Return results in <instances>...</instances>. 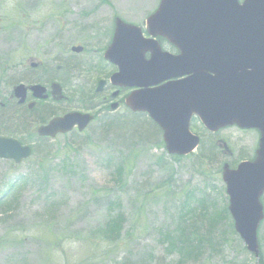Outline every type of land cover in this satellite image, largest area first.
Returning <instances> with one entry per match:
<instances>
[{
  "label": "rangeland",
  "instance_id": "obj_1",
  "mask_svg": "<svg viewBox=\"0 0 264 264\" xmlns=\"http://www.w3.org/2000/svg\"><path fill=\"white\" fill-rule=\"evenodd\" d=\"M158 2L0 0V102L14 85L37 83L48 90L52 81L68 98L41 102L31 114L19 106L0 111V131L11 120V135L32 148L18 166L0 161V264H256L226 218L220 176L223 163L233 168L253 157L254 132L227 128L210 136L197 122L190 129L200 146L178 159L165 153L145 116L132 117L123 109L93 112L96 118L81 134L44 141L35 134L42 110L49 118L98 105L94 85L114 72L101 60L112 20L143 27ZM72 46L83 52L71 54ZM37 60L47 73L28 69ZM115 120L125 134L120 141L103 134L104 125ZM28 122L35 124L20 130ZM132 125L141 134L147 128V134L131 133ZM217 141L231 155L221 154ZM122 158L129 160L125 164ZM117 214L124 217L120 240L107 244L95 230ZM187 241L194 248L184 246ZM257 241L258 262L264 264V220Z\"/></svg>",
  "mask_w": 264,
  "mask_h": 264
},
{
  "label": "water",
  "instance_id": "obj_2",
  "mask_svg": "<svg viewBox=\"0 0 264 264\" xmlns=\"http://www.w3.org/2000/svg\"><path fill=\"white\" fill-rule=\"evenodd\" d=\"M145 27L151 38L166 39L179 54L161 52L153 40L141 39L140 28L116 19L104 59L118 67L112 85L138 89L125 98V105L160 128L167 154L186 156L198 146V137L188 129L192 116L212 133L233 125L259 132L252 161L235 169L221 166L234 230L257 260L256 233L264 218V0H160ZM103 85L98 82L96 92ZM51 88L54 100H60L59 87ZM30 89L34 97L45 98L44 89ZM25 91L18 86L14 96L22 102ZM90 121L71 113L50 121L38 135L54 137L75 124L82 131ZM29 156L28 147L0 138V159L19 164Z\"/></svg>",
  "mask_w": 264,
  "mask_h": 264
},
{
  "label": "flooded vegetation",
  "instance_id": "obj_3",
  "mask_svg": "<svg viewBox=\"0 0 264 264\" xmlns=\"http://www.w3.org/2000/svg\"><path fill=\"white\" fill-rule=\"evenodd\" d=\"M164 50H168V51H170V52H172V53H176L175 52V50H173L171 47H169L167 44H164L163 45V47H162ZM83 52V51H82ZM34 64H36V66L35 67H33L32 65H33V63H31V64H29V67H28V69H31V70H37V68H39L40 69V72L41 73H47V68L46 67H44L43 66V62L42 61H40V60H37ZM42 69V70H41ZM58 69V68H57ZM103 80H105L106 81V84L104 85V88H103V93L101 94V95H99L98 97H96V98H100V101L98 102V105H96L95 104V106H90V107H88V108H86L85 110H83V111H79V109H81V108H78L77 110H72V111H67V112H65V113H63V114H52V116L51 117H49L48 118V112L47 111H44V110H42V112H40L42 115H41V117L36 121V125H37V127L36 128H38V127H42V126H44V125H46L47 123H48V121L50 120V119H52V118H54V117H58V116H62V115H64V114H66V113H69V112H79V113H84V114H90V115H92L93 117H94V114H93V112H95V111H97V110H105L106 112H108V110L110 109V105H111V103L113 102V100H111V98H112V93L116 90V89H114V90H112V87H110L109 85H107L108 84V82H107V78L105 77V78H103ZM51 83V82H50ZM49 83V84H50ZM94 87H95V85H94ZM109 90V91H108ZM48 92V91H47ZM107 92H109L108 94H107ZM116 94H118V96H116L117 98H115V101L117 100V104H118V110L119 109H122V102H121V100L120 101H118L123 95H125L127 92H122V91H120V93L119 92H115ZM91 94L93 95L94 94V89H93V91L91 92ZM90 95V94H89ZM28 98H32L31 97V94L28 92L27 93V95H26V98H25V102L23 103V104H21V105H17L16 104V101L14 100V99H12L11 98V95H9L8 97H7V99L5 100V102H0V110H6V108L7 107H9L10 109H11V111H12V107H14V106H19L20 108H24V107H26V105H28L29 103H33V105H32V107L30 108V109H27V107H26V111L28 112V113H33V111H35V110H37V109H39V108H41L42 106H41V102H47L50 98H45L43 101L41 100H32V101H34V102H32V101H28ZM51 100V99H50ZM68 100V98L67 97H65L64 96V99L61 101L62 103L63 102H66ZM61 102H59V103H61ZM9 103V104H8ZM124 109V108H123ZM35 123L34 122H28V125H23L21 128H20V130H23V129H25L26 131L28 130V128L30 127V126H32V125H34ZM7 126H8V128L6 129V130H4V131H0L1 133H0V136H3V137H11V130L14 128L15 129V126H14V123L13 122H11V120H8V122H7ZM14 126V127H13ZM74 131H76V130H74Z\"/></svg>",
  "mask_w": 264,
  "mask_h": 264
},
{
  "label": "trees",
  "instance_id": "obj_4",
  "mask_svg": "<svg viewBox=\"0 0 264 264\" xmlns=\"http://www.w3.org/2000/svg\"><path fill=\"white\" fill-rule=\"evenodd\" d=\"M121 127H120V123L117 121V120H115V121H111V122H108V123H106L105 125H104V127H103V130H104V135H109V134H112V136H114L115 137V139H116V141H120V140H122L123 139V137L125 136V134H121V131H122V129H120ZM150 130H153V131H155V132H157V128L152 124V123H150L149 124V127H148ZM114 130L116 133H113V132H111V130ZM129 130H130V132L131 133H134V132H138V134H139V136L140 137H142V136H144V133H146L147 134V128L146 129H144L143 130V132L144 133H140L139 131H140V128L139 127H137V126H131L130 128H129ZM125 138V137H124ZM122 160H123V162L126 164V162H127V160H129V159H127V158H122ZM121 165H122V167H121V169H120V171L117 173L118 175H121L122 174V171H123V163H121ZM121 183V182H120ZM164 188H166V190H168V186L166 185ZM161 191H163V190H161ZM165 191V190H164ZM112 197V195H108V199H110ZM112 200H113V198H112ZM0 201H1V199H0ZM227 216H228V213L226 214V218H227ZM219 218L217 217V216H215V222L218 220ZM0 221H1V219H0ZM123 222H124V217H123V215L122 214H117L116 216H114V217H112V218H110L105 224H104V226L103 227H101V228H99V229H96L95 230V234H101L103 237H104V240L105 241H107L106 243L107 244H109V243H113V242H118L120 239V235H121V232H122V224H123ZM167 238H171V236L170 235H167ZM188 239V238H187ZM180 242V241H179ZM182 242H184V240H182L180 243H182ZM172 243V242H171ZM187 244L190 246V247H192V248H194L193 246H192V243H191V241H187V243L184 245V246H187ZM172 247L173 248H177L178 246L177 245H174L173 243H172ZM183 251V250H182Z\"/></svg>",
  "mask_w": 264,
  "mask_h": 264
}]
</instances>
